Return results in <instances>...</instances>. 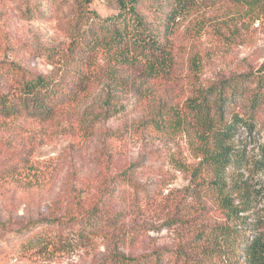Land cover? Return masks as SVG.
I'll use <instances>...</instances> for the list:
<instances>
[{
  "label": "rangeland",
  "instance_id": "374dc122",
  "mask_svg": "<svg viewBox=\"0 0 264 264\" xmlns=\"http://www.w3.org/2000/svg\"><path fill=\"white\" fill-rule=\"evenodd\" d=\"M40 1L46 15L29 18L24 0H0V58L47 74L55 68L49 47L70 43L76 14L74 0ZM159 1L161 9L146 13L163 31V62L137 73L139 93L118 96L126 115H97V94L110 80L103 58L107 76L91 96H69L47 118L0 123V160L31 149L35 165L31 174L0 181V264H100L116 251L150 257L158 250L162 264H245L242 245L231 254L221 227H235L232 242L264 232V0H196L169 19L174 0ZM89 6L102 18L119 11L117 0ZM243 74L254 82H246L235 110L255 125L237 129L225 182L228 205L241 208L244 184L252 208L235 213L192 180L205 164L187 133L171 125L199 87ZM133 164L134 173H125Z\"/></svg>",
  "mask_w": 264,
  "mask_h": 264
},
{
  "label": "trees",
  "instance_id": "16d2710c",
  "mask_svg": "<svg viewBox=\"0 0 264 264\" xmlns=\"http://www.w3.org/2000/svg\"><path fill=\"white\" fill-rule=\"evenodd\" d=\"M91 1L74 0L76 15L69 24L70 43L66 47H49L46 54L55 64L50 73L37 72L19 60L0 58V123L27 117L47 118L61 108L69 96H91L107 76L101 64L103 58L111 64L106 71L110 80L97 94L101 96L97 115L112 119L127 114L128 106L118 96H124L132 88L139 93L137 75L140 77L142 71H156L163 62V31L159 22L146 13V8L152 6L161 9L160 1L117 0L118 13L107 18L91 9ZM200 1L210 5L214 0ZM194 2L197 3L196 0H174L166 19L195 6ZM24 6V14L29 18L47 13L40 0H24ZM260 79L262 83L263 76ZM248 81L254 82L249 74H243L199 87L187 113L181 114L171 125L187 133L191 150L202 157L201 164H205L193 170L192 180L198 187H207L204 189L208 193L220 196L221 202L227 205H232L233 201L226 195L230 185L225 182L226 169L234 156L231 142L241 125L251 129L255 125L253 119L244 118L240 111L235 110ZM261 97L260 93L254 96L251 111L258 109ZM32 154L31 149H24L1 159L0 181L31 174L35 169ZM134 166L125 173L131 172L132 175ZM128 182L131 183V178ZM240 187L245 192L241 208L228 205L235 213L252 208L250 191L244 184ZM36 224L30 223L33 227ZM234 229L230 225L221 227V235L231 246L230 253L236 255L237 248L242 245L245 264H264V232L257 229L242 235L239 242H232L235 240ZM147 256H130L116 251L103 258L100 264H162L164 261L159 250Z\"/></svg>",
  "mask_w": 264,
  "mask_h": 264
}]
</instances>
